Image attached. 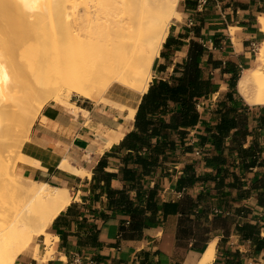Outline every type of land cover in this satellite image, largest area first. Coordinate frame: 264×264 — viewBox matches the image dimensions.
Instances as JSON below:
<instances>
[{
  "label": "crops",
  "instance_id": "crops-1",
  "mask_svg": "<svg viewBox=\"0 0 264 264\" xmlns=\"http://www.w3.org/2000/svg\"><path fill=\"white\" fill-rule=\"evenodd\" d=\"M177 10L150 84L184 78L175 99L111 88L124 108L79 96L76 109H41L16 171L72 200L48 226L54 253L35 235L14 264H199L212 243L208 264H264V104L238 89L264 41V0H179Z\"/></svg>",
  "mask_w": 264,
  "mask_h": 264
},
{
  "label": "bare ground",
  "instance_id": "bare-ground-1",
  "mask_svg": "<svg viewBox=\"0 0 264 264\" xmlns=\"http://www.w3.org/2000/svg\"><path fill=\"white\" fill-rule=\"evenodd\" d=\"M178 2L0 0V264H14L35 235H46L47 256L53 254L48 226L72 200L66 188L14 172L19 162L2 152L20 138L18 127L27 131L46 100L76 109L74 93L122 108L107 95L111 88L143 96L180 16ZM255 62L243 71L238 89L248 102L264 104V41ZM129 108L135 115L137 108ZM62 165L79 171L68 159ZM214 252L212 243L199 264L210 263Z\"/></svg>",
  "mask_w": 264,
  "mask_h": 264
},
{
  "label": "trees",
  "instance_id": "trees-1",
  "mask_svg": "<svg viewBox=\"0 0 264 264\" xmlns=\"http://www.w3.org/2000/svg\"><path fill=\"white\" fill-rule=\"evenodd\" d=\"M190 82L193 83V80L191 79ZM186 88L187 86L185 85L184 78L181 81L179 80L175 84H169L167 81L160 80L159 82L154 83L150 86L149 92L145 94V98L148 95L154 94V91L156 90L158 91L157 96L154 95V97H152V100H157L158 98L161 99L164 94L171 96L173 99H175L178 96L179 92L185 90ZM146 106L147 105H145V102H142L137 113V123L140 127H142V129H145L150 121L146 120L145 117Z\"/></svg>",
  "mask_w": 264,
  "mask_h": 264
},
{
  "label": "rangeland",
  "instance_id": "rangeland-1",
  "mask_svg": "<svg viewBox=\"0 0 264 264\" xmlns=\"http://www.w3.org/2000/svg\"><path fill=\"white\" fill-rule=\"evenodd\" d=\"M258 49L259 48H257V51H258ZM83 97V96H81V95H78V94H76V93H74L73 95H72V97ZM42 100H44V98H41ZM9 101H10V99H9ZM48 101H51V100H48ZM47 100H46V102H45V104L48 102ZM44 104V105H45ZM34 108H35V106H34ZM40 114V113H39ZM36 119H37V117H36ZM35 119V120H36ZM35 120H31L30 121V123H29V128H28V130L27 131H25L24 132V129L22 128V127H18V125L19 126H22V125H20L19 123L16 125V129H17V127L18 128H20V129H22V131L20 130V129H18V131H19V136L18 137H20L21 139H22V137H23V139L21 140L20 138H18V140L17 141H14V139H11L10 140V143H11V146L9 147V149L8 150H5L4 152H2V155L6 158V159H8L9 161H11V162H13L14 164L16 163H18V164H25V162L26 161H28L29 160V158L25 155V154H22L21 153V147H22V144H23V142L25 141V139L28 137V134H29V132H30V130H31V128H32V126H33V124H34V122H35ZM24 132V133H23ZM23 141V142H22ZM21 142V143H20ZM18 143H20V144H18ZM19 153H20V155H19ZM15 164V165H16ZM17 164V165H18ZM17 167V166H16ZM14 171V170H13ZM14 172H17V171H14ZM18 173V172H17ZM44 237L43 236H40V235H36V239H35V242L34 243H36V242H40L41 241V239H43ZM50 241V243L52 242L51 241V239L49 240ZM51 245V244H50ZM49 246V245H48Z\"/></svg>",
  "mask_w": 264,
  "mask_h": 264
},
{
  "label": "built area",
  "instance_id": "built-area-1",
  "mask_svg": "<svg viewBox=\"0 0 264 264\" xmlns=\"http://www.w3.org/2000/svg\"><path fill=\"white\" fill-rule=\"evenodd\" d=\"M201 151L197 150V153L199 154ZM78 260V259H77ZM91 264H94V261L91 262Z\"/></svg>",
  "mask_w": 264,
  "mask_h": 264
}]
</instances>
